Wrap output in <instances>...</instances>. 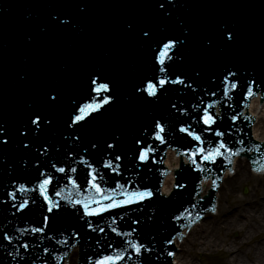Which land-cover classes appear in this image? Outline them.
Listing matches in <instances>:
<instances>
[{
  "label": "water",
  "instance_id": "obj_1",
  "mask_svg": "<svg viewBox=\"0 0 264 264\" xmlns=\"http://www.w3.org/2000/svg\"><path fill=\"white\" fill-rule=\"evenodd\" d=\"M74 1L77 2L78 0ZM72 3H74L73 0H0V128L4 130L3 132L6 133L7 138V143L0 142V213L7 212L14 202V198L10 194L8 197L4 194L6 189L16 188L12 185H16L17 182H28V190H31V193L33 194L37 193L40 181L48 176L52 177L55 173V169H58L66 164H70L69 162L72 161L71 159L74 158V156H77L80 151H83L86 144L93 137L104 139V136L108 134L106 124L111 120V117L106 114L101 115L99 114V111L94 112V114L90 116L92 122L91 125L88 123L90 121L87 118L85 121H82L84 123L83 126L86 129L84 132L77 134L79 141H77L75 145L69 147V149L64 150L61 155L59 154L57 156V152L58 150L62 151L64 148L63 139L66 134V130L62 131L61 134L53 133L51 134V137H45V135L55 127H51V124L56 125L58 123L64 124V122H70V117L65 115V112L69 110L65 109L73 110L84 103L90 102L93 98L97 100L99 99L95 92L91 90V88H93L91 85V79H89L91 76H84L83 74L84 66L87 67L90 62L88 53L91 54L92 45L101 33L106 38H113L114 35H119L121 33L119 20H116V16H111V18L115 19V22L113 24V31L110 35L106 36L104 32L100 31L101 29L98 31L94 29L95 23H93L91 15L88 14V11L89 13H93L91 7H93L92 5H95V3L85 2L78 5H73ZM51 5H53V7ZM235 7L236 5L233 3L231 9L235 10ZM256 8L264 9V6L257 5ZM56 14L63 15L66 17L67 21L65 23L61 21V23H56V25L52 22L50 29L45 28V30H47L46 32H50L47 36L44 34L42 38L36 36L34 37L36 32L33 26L39 25L42 22L48 23V20H56ZM58 18L62 19V17L59 16ZM103 21L104 18L101 22V25L104 27L105 25L103 24ZM27 29L29 30L27 31ZM37 29V31L40 30L39 28ZM260 41L264 42V38H261ZM262 46H264V43H262ZM122 47L124 48V46ZM76 52L83 53V55H81L83 61L80 64L78 63L81 59L76 55ZM253 56L259 60L262 59V54L258 51L253 53ZM40 61L45 63V69L40 65ZM91 61H94V59ZM56 62L58 67H54L50 70L51 67L56 66ZM35 66L38 71H40L41 67V73L39 74L40 80L36 82V86L29 90L27 83L24 80V76L26 73L30 74L32 72L31 68H35ZM63 66H66V68ZM132 70L133 72H137L141 70V67L139 65L132 66ZM65 73H67V75ZM130 74L131 71L129 69V75L126 74L124 79L127 77H130L131 79ZM102 75L103 72L101 70L100 75H95V77L100 78L98 82L106 81L104 83L110 84L111 91L107 93V95H112L114 98L117 91L116 88L120 86L130 89L128 86L129 78L124 83L122 80L118 79H116V81H111L110 78L106 76H104L103 79ZM63 78H67L66 83ZM66 87L77 90V94L73 93V95L68 97V99L66 98L65 101L70 102L67 107L62 108L64 98L60 94L61 92L59 89H65ZM17 89L23 95L21 100L22 109H18L15 105L16 103L12 106L11 103H9L12 102ZM29 91L33 92V96L29 94ZM134 92H132V95H134ZM40 94H43L42 96L45 98L41 99L39 97ZM51 94L56 95L55 106L57 107V103L59 106L57 108L55 107V109L56 112H59L60 114L54 115L55 109H53V107L48 109V103L53 102L49 98ZM114 101L117 102L114 98L111 102L112 105L114 104ZM252 102H254V100ZM118 104L119 105L114 108L119 110L117 112H113L114 108H112L110 113L120 117L119 112L124 113L125 110H123V101ZM24 105H26L25 108ZM39 110L44 111L41 116L47 117L51 123H42L39 130H37L35 126L30 124L29 120L33 113H39ZM71 113L68 114L71 115ZM7 114L9 118L7 117ZM124 121L125 120L123 119L119 120L120 125H123ZM7 122L10 124H7ZM257 122L258 120L252 128L253 137V129ZM26 124L28 125L27 127ZM18 130L21 131L16 134L15 132ZM3 132L0 133V141L5 139V134H3ZM24 132L27 134H23ZM41 133H43V135L37 142H35V137H38ZM22 145H27V150H23L24 147ZM44 154H46V157L43 156ZM22 156L29 158L31 163L25 166L23 164L24 158ZM45 158L49 160H43ZM166 164L168 167L176 168L178 161L172 154H170V156L166 159ZM40 169L47 170L49 174H46L42 178L38 179V177H35L34 179V172ZM81 169L82 168L76 169V173L72 172L75 174L74 176H84V172ZM66 171H68V169ZM64 173L65 172H63V174ZM58 179L59 180H57L56 183L59 182L58 184H64L67 182L68 177L66 180H64L61 176ZM224 179L225 176L223 177V181L218 189V194L221 192ZM35 181L37 183H34ZM171 184L172 173L165 178L162 191L167 193ZM208 186L209 182L205 185L202 182L203 193L206 191ZM68 192L69 191H65L60 193V195L67 194ZM2 198H7L8 201L6 199L5 202L1 203ZM9 201H11V203H9ZM42 209L45 208L42 207ZM61 209H64V205L61 206ZM61 211L62 210L59 211L57 209L53 212V214L60 215ZM37 214L38 211L34 210L32 216L35 217ZM209 214L210 213L205 214L203 220H208ZM131 215L130 218H133ZM70 218L71 215L66 218L65 216L63 218L61 217L62 222L67 224L68 228H72V231H75L80 239L84 237L87 241H90L88 244L84 245L85 254L83 255L84 259L82 264H87L86 262H88L90 258L95 259L100 257L99 255L101 254L103 247L101 245L103 243V236L102 233L96 229L99 228L101 223L93 225L94 229L81 228L82 224L72 225V227L70 223L74 218ZM15 219H17L15 222L16 226L20 228L24 225H28L29 221H32V219L28 216L19 217V214H15ZM203 220L200 223H203ZM197 226L198 224L194 226L191 231ZM92 230H96L97 232ZM130 230H133L131 233V235L133 234V240H135L134 238H137V243L144 246L141 250H145V248L147 250V246H149L150 243H147L144 238H141L140 233L134 234V229ZM138 231L141 232L142 230ZM82 233H84L83 236ZM17 235H21V232L19 231ZM23 236L24 234L21 235V238ZM21 240H26L28 243L32 242L30 237H23ZM183 240H186V236ZM97 241H99V243H97ZM130 242L132 243V241ZM111 244L117 246V248L123 247V245L118 243L116 239L115 242H112ZM129 245V242H125V246L128 249H131ZM150 251H147L143 256L145 258L149 256L152 257V255H149ZM180 251L181 249L174 254L173 263L179 256ZM76 252L77 250L75 248L70 256L69 264L75 263ZM3 261L4 260L0 258V262ZM154 264H170V262L163 257L162 259L159 258L158 261H155Z\"/></svg>",
  "mask_w": 264,
  "mask_h": 264
},
{
  "label": "snow or ice",
  "instance_id": "obj_2",
  "mask_svg": "<svg viewBox=\"0 0 264 264\" xmlns=\"http://www.w3.org/2000/svg\"><path fill=\"white\" fill-rule=\"evenodd\" d=\"M129 28L132 27L131 24L128 25ZM144 37L149 36L148 31H144L142 33ZM226 37L228 40L234 39V33L231 30L226 31ZM178 43H183V41H179L175 38L172 39H167L166 42H163L162 47L159 49V54L156 57L158 63L160 65H164L165 60L171 59V56L169 55L170 52H172L173 49L176 48ZM211 43V42H209ZM160 72H166V69L164 67L160 68ZM235 74L231 71L228 72V75L224 77L225 81L228 80L229 76H234ZM99 77H94L91 79V85L93 86L92 91L95 92L96 96L99 97L101 96L102 93H109L111 91L110 84L109 83H104V82H98ZM184 83V80L181 79L180 77H177L175 81H170V79L165 76L163 78H158V84L156 82H153L152 80H149L147 82L146 88L144 91L148 93L149 96H156L157 91H158V85L160 87L164 86L167 83ZM238 83L237 82H232L230 87L231 89L237 88ZM229 94V90L226 88L224 95L227 96ZM248 95L252 94V87H248ZM214 95V94H213ZM50 100L55 101L56 96L55 94L50 95ZM113 96L112 95H105L103 96L102 99H95L93 98L90 102L84 103L78 107L76 110V113L70 118L71 119V124L75 125L78 124L81 121H85L87 117H89L92 113L94 112H99L101 108H103L104 105L110 104V102L113 101ZM216 104V101H213L212 104H209L207 107L203 109V115L201 117L203 124L209 126L208 128L205 129V131H213L212 125L216 123L217 117L212 114V112L209 111V109L213 108L214 105ZM238 117L233 116L232 120H236ZM42 123H51V121L47 117H42L41 114L39 113H33L32 117L30 118V124L35 126L37 130H39L40 126ZM155 128L156 131L154 133L155 137L163 141V136L161 135L164 131V125L161 124L159 121L155 123ZM4 130L0 128V133H2ZM181 132H186L189 135H191L196 141H199L201 145H203L204 141L202 140L201 134H197L194 131H190L188 127H181L180 128ZM216 135L217 136H223L224 133L216 130ZM2 143H7V138L5 134V139L3 141H0ZM137 143H140V141H137ZM27 146V145H25ZM109 147H113V145H109ZM227 145L221 141L214 149L210 148L208 150H205L204 147H198L195 150L190 152L191 156V162L194 166L197 168H200V165L197 164V154H200V160L201 161H215V158L217 156H222L223 153L221 152V149L226 148ZM231 151V149H228ZM151 151V148H146L140 151L139 154V160L140 161H146L148 159V153ZM121 159L120 156L115 157L116 161H119ZM85 163H87L85 161ZM89 169L91 170L89 172L90 179L88 183L91 185L92 188L95 189L98 199H93L90 198L87 202L83 200H77L75 201L76 204H82L83 209H84V214L88 216H98L110 209H115V208H120L125 205H129L132 203H136L139 201L144 200L145 198H149L153 196V192L150 189L145 188L144 190H134V191H129L125 188L124 184H121L117 181L116 183V188H103L99 183H97V175L95 172V169L92 167L91 164L87 165ZM105 167L111 169L114 172L119 171L118 166H114V163L112 160H108L105 164ZM58 171L63 173L65 172L64 167L58 168ZM72 172H75L76 169L72 168ZM69 180H71V183L74 187H78L76 180L72 179L71 177H68ZM52 177L48 176L39 183V191L40 193L44 196V199L48 203V208L47 211L51 213L54 208H58L59 204L54 202L47 194L46 188L47 186L51 183ZM183 185H178V187H182ZM215 186V185H214ZM21 190H24V186L21 185ZM117 189H121L122 191L117 192ZM105 193H108L107 195ZM57 196H60V192L56 193ZM123 197L122 199H116L117 196ZM104 201H107V203H104ZM27 201H25L23 204H20L19 207L22 209L26 206ZM47 217H45V220L47 221ZM89 228H92V224H88ZM98 231H103V228L96 229ZM32 231L34 232H43L44 228H33ZM112 231H116L115 228L112 229ZM124 235H127V233H123ZM9 239H11L9 237ZM99 243V241H97ZM24 247L27 248L28 245L24 244ZM111 247V245H109ZM129 247H133L135 249V252L139 254L141 252V248H143V245L140 244H130ZM47 251V250H46ZM91 259V258H90ZM124 259V254L122 252H116L115 255H101L98 259H95L93 264H117L118 261H122Z\"/></svg>",
  "mask_w": 264,
  "mask_h": 264
},
{
  "label": "bare ground",
  "instance_id": "obj_3",
  "mask_svg": "<svg viewBox=\"0 0 264 264\" xmlns=\"http://www.w3.org/2000/svg\"><path fill=\"white\" fill-rule=\"evenodd\" d=\"M255 102V103H254ZM252 102L250 110L257 113L258 122L253 132L257 140H264V105ZM236 161V160H235ZM259 175H262L261 173ZM250 165L246 159L237 160L234 173L225 175L216 214L199 223L180 242L181 249L174 264H202L196 251H223L222 264H264V179L254 184L252 198L238 196V184L249 180ZM240 233L238 240H227L230 231Z\"/></svg>",
  "mask_w": 264,
  "mask_h": 264
},
{
  "label": "rangeland",
  "instance_id": "obj_4",
  "mask_svg": "<svg viewBox=\"0 0 264 264\" xmlns=\"http://www.w3.org/2000/svg\"><path fill=\"white\" fill-rule=\"evenodd\" d=\"M250 178L249 180H245L241 184L238 185V196L239 197H248L252 198L254 196V190L253 186L254 184L258 185V183L261 181V179H264L263 175H255L252 172H250ZM220 196V193L218 194V197ZM223 201L221 198L218 200V204H222ZM204 223V221H203ZM227 240H238L240 238V233H238L237 230H232L229 232V234L226 235V237H223ZM202 264H222V260L225 257V253L223 251H209L206 250L204 252L196 251L194 254Z\"/></svg>",
  "mask_w": 264,
  "mask_h": 264
}]
</instances>
